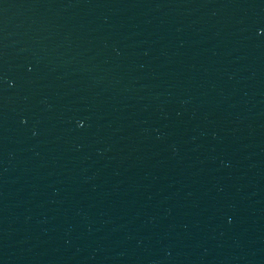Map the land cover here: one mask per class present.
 <instances>
[{
  "label": "water",
  "instance_id": "water-1",
  "mask_svg": "<svg viewBox=\"0 0 264 264\" xmlns=\"http://www.w3.org/2000/svg\"><path fill=\"white\" fill-rule=\"evenodd\" d=\"M0 264H264V0H0Z\"/></svg>",
  "mask_w": 264,
  "mask_h": 264
}]
</instances>
